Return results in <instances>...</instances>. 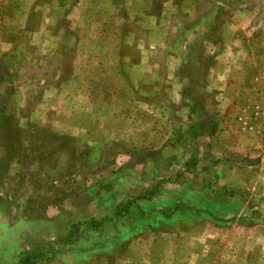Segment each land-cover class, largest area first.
I'll use <instances>...</instances> for the list:
<instances>
[{"label": "rangeland", "instance_id": "1", "mask_svg": "<svg viewBox=\"0 0 264 264\" xmlns=\"http://www.w3.org/2000/svg\"><path fill=\"white\" fill-rule=\"evenodd\" d=\"M0 264H264V0H0Z\"/></svg>", "mask_w": 264, "mask_h": 264}]
</instances>
